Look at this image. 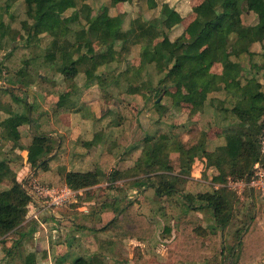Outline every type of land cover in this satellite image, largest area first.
<instances>
[{
	"label": "trees",
	"instance_id": "16d2710c",
	"mask_svg": "<svg viewBox=\"0 0 264 264\" xmlns=\"http://www.w3.org/2000/svg\"><path fill=\"white\" fill-rule=\"evenodd\" d=\"M20 1L24 10L20 26L16 28L11 24L15 15L11 10ZM130 1L110 0V5ZM243 9L256 16L255 23L244 25L234 19L236 14H242ZM69 10L72 11L67 14ZM193 11L195 17L182 33L170 39L168 31L182 21V16L166 2L162 4L158 16L147 20L137 17L131 21L127 29H123V20L120 16H111L106 6H102L101 11L93 14L86 0H0V49L9 46L8 55L13 54L18 48L24 49L31 54L29 56L31 59H40L39 65H44V73L39 71L37 76L40 82L42 81L39 82L40 86L44 89L56 86L55 82L58 79H72L80 72L86 78L85 86L92 84L102 68L107 70L106 72L111 71L110 64L117 59L114 48L117 42L121 43V47L125 44V47L127 44L139 45V56L146 64L155 61L161 64L165 71L162 72L163 76L159 78L158 84L168 82L165 88L178 82L187 85L188 101L192 107H205L206 111L199 120L205 119L210 113L209 110H212L215 115L214 123L210 121L201 126L198 141L191 145H187L179 134L174 136L169 132L145 134L141 144L135 145L131 150L140 149V157L147 158V164L138 171L112 170L107 180L116 183L123 178L124 182L130 181L126 184L129 188L135 186L151 188L156 197L166 199L167 203L159 206L163 215L167 212L172 216L176 210L181 211L176 226L184 236L183 246L180 245L178 251L180 259L202 264H225L227 253L223 247V237L240 213L234 210L235 203L239 201L238 195L226 187L217 189L212 185L209 189L193 193L192 187L196 186L194 185L196 181L187 176L194 169L193 160L204 155L207 157L204 173L206 177L208 171L212 169L211 183H223L228 176L237 178L251 175L257 161L264 167V154L261 153L264 139V85L254 75L246 77L242 83V90H233L232 95L236 98L232 105H227V98L218 96V93L210 95L220 89L223 81L234 79L241 83L239 72L244 68L227 54V49L229 46L235 49L234 57L242 54L251 57L255 54L251 46L264 40V0H202L193 7ZM161 32L164 33L163 38L154 42ZM42 34H47L49 40L38 52L34 47H41ZM96 41L101 44L99 49L94 47ZM204 46H207L210 52L203 56L201 49ZM262 51L261 53H264V47ZM215 55H220L223 74L203 91L200 81L208 75L210 59ZM21 67L13 77H7V80L10 83L19 82L29 86L32 79L28 72L30 73L29 69L33 67L27 63H23ZM261 68L264 69V64ZM26 69L27 71H24ZM4 73L5 71L0 68V77ZM103 74L104 83L107 81V73ZM222 85L227 89L225 84ZM0 92L9 94L14 101L18 102L20 99L10 88L0 86ZM71 94V92L60 94L56 103L51 106L52 112L73 110L77 102L70 98ZM223 103L225 105H222ZM154 106L156 110L161 108L164 112L167 109L157 100ZM32 108L31 104H24V110L19 113L12 111L5 101H0V111L7 112L5 116L0 117V138L2 143H8L10 140L13 142L12 148L18 147L20 146L18 128L23 124L29 125L32 139L26 147L27 162L32 169H47L49 158L56 146L51 137L39 131L38 122L30 119L29 110ZM214 125H223L224 144L208 151L207 134ZM182 127L184 125H181ZM171 151L178 152L180 158V166L176 173L169 164ZM4 179L10 180L11 185L0 188V239L9 233H16L19 239L14 241L15 247L24 235L20 227L26 220L30 207L35 204L17 180L8 162L0 160V182ZM63 180L64 184L73 189L87 188L101 181V173L96 170H70L63 174ZM109 200L111 199L100 203L99 207H90L88 212L79 211L72 215L70 213L69 216L74 217L72 221L77 229H94L100 224L102 232H110L115 228L118 241L135 239L149 246L157 236L158 222L139 211L134 201L130 199L113 198L108 202ZM202 202L206 205L203 206ZM204 209L211 211L213 224L206 225L201 230L199 227L194 229L195 225L200 223L197 216L199 210ZM105 210L112 211L114 217L102 224L100 218H96L95 215ZM193 210L197 215L191 213ZM78 215L79 219L76 218ZM242 216L244 220L235 231L236 246L232 247L233 252L237 254L234 264H254L264 256V211L261 209L253 211L250 202ZM37 220L34 218L26 222L25 227L35 228ZM217 220L219 222H216ZM193 230H200L199 235L207 240L196 239ZM164 232L171 233V229L164 227ZM69 239L68 234L62 239L59 237L57 243ZM177 240L179 242L180 238ZM101 242L109 246L103 251H114L115 245H112L114 243L110 237L108 241ZM185 244L189 246L188 249L184 248ZM138 249L140 250L136 248L137 251ZM30 262L26 261L25 264H31ZM100 262L98 260L97 264ZM72 264L94 263L92 260L77 257Z\"/></svg>",
	"mask_w": 264,
	"mask_h": 264
},
{
	"label": "rangeland",
	"instance_id": "374dc122",
	"mask_svg": "<svg viewBox=\"0 0 264 264\" xmlns=\"http://www.w3.org/2000/svg\"><path fill=\"white\" fill-rule=\"evenodd\" d=\"M201 1L202 0H131L130 2L117 3L116 5L111 6L110 0H86V2L90 5L93 14L101 11L102 6H106L108 13L111 16H120L123 20V29H127L130 26L131 21L137 17H140L142 20H147L158 16L162 4L166 2L169 4V6L176 9L182 16V21L178 25L174 26L170 31H168L167 35L170 39H174L176 36L182 33L189 21L195 17L193 7L199 4ZM23 10L24 9L22 8L21 1L11 10L16 15H14V20L11 22L13 27L18 28L20 26V18L23 16ZM71 11L72 10L67 11V14H70ZM234 19L241 21L244 25H250L256 22V16L253 13L247 12L245 9H243L241 15L236 14ZM163 34L164 33L161 32L160 36L154 39V42L161 40L163 38ZM40 37L41 47L35 48L33 46L34 50L38 52L39 49L46 46V43L49 40V36L47 34H42ZM125 45L121 47L120 42H117L114 45L117 59L110 64V68H112L111 71L106 72L107 70L102 68L101 72L97 74L96 79L92 84L89 85V87L84 86L86 83V78L82 72L72 79H67L68 85L73 82L80 84L81 86L83 85L85 88H82V90L85 93L89 91L91 92V97L89 98L90 100L92 95H94L97 100L98 98H101V100L102 98L105 99L102 104V113L108 114L113 121L118 119V115H124L126 121L124 127L125 131L127 130V133L124 139L125 141L122 150L126 147L132 146L135 143V145L141 144L145 132L156 135L167 132L173 136L174 134H179V136L181 135V139H184L187 145L197 142L200 133V127H203L205 123L210 121L214 123L213 118L215 115L213 114L212 110H209L211 114L209 113L206 115V121L205 119L199 120L198 116L200 114V108L192 107L188 101L189 87L179 82L171 84L167 88H165V85L168 84V82H166V84H158L159 78L163 76L162 72L165 71L161 64L158 61L146 64L139 56V45L132 44L129 46V44H127V47H125ZM100 46L101 44L99 41L94 42V47L96 49H99ZM262 47H264V40H261L260 43H254L251 46V50L255 52L253 56L250 57L247 54H242L238 57H234L235 49L232 46H229L227 49V54H229L233 60L238 61L244 68V70L239 72V81H241V83L235 81L234 79H229L227 82L223 81L221 83L220 89L211 93L210 95L212 96L215 95V93H218V96L227 98V105H232L234 104L236 97L232 95L233 90L228 89L229 87L235 88L237 91L242 90V83L245 82V78L253 75L256 76V79L264 85V69L261 68L264 64V53H261L263 52ZM201 51L203 56L209 54L210 52L207 46H204ZM9 52V46L0 49V68L5 71L3 77L6 81V84H4L2 83L3 79L0 78V86L14 90V92L18 94V97L24 101V104H30V102L33 101V94L31 92L34 91L38 94L43 92L44 88L40 86V78L38 79L37 75L39 71L44 73V65H39L40 59H31L29 57L31 54L28 52V50L25 52L24 49L22 50L18 48L11 55H8ZM23 63H27L33 67V69L28 68L30 71L28 74L30 79H32V83H29V86L22 85L19 82L10 83L7 80V77H13L15 72L22 68L21 66ZM209 63L211 64L209 73L200 81L201 89L206 88L209 84H211L223 74V66L220 55L211 57ZM253 65L257 67H254ZM24 71H27V69ZM46 72L47 71H45V73ZM103 73H107V81L104 83L103 77L105 75ZM23 75H25V73ZM60 81L64 83L63 85L66 84L64 79H58L55 82V85L57 86L58 82ZM40 83H42V81ZM222 84H225L227 89H224ZM13 85L14 87H11ZM0 93L1 102L5 101L6 99H11L9 94L3 92ZM157 98H160L158 102L161 103L163 107L167 108L165 112L161 110V108L160 110H156L154 103L156 102ZM175 105H179V107L177 108ZM222 105H225V103ZM25 108H27V106H25ZM184 110L187 111L188 115L182 113ZM149 121L152 124L155 123L152 129H148L149 126L147 129L145 127ZM198 122H200V124H198ZM181 125H184V127L181 128ZM139 153L140 149H137L135 152H131L130 154L134 156L135 154L139 155ZM169 156L173 171L177 172L180 166L178 152L171 151ZM134 161L135 160H132L128 165H134ZM147 161L148 160L145 158L141 159L140 162H138L139 166L137 165L134 167V171H138L140 167H142ZM122 179L117 180V183H114L113 185H105V189L104 187H100L97 188L96 192H91L92 190H89L86 194L78 195L76 197V201L71 202L67 205V207L64 208L63 211H60V214L64 216L68 223L62 224L61 221H54L50 219L46 224V227H48V235L46 237V234H43L42 241L46 242V239H50V241L56 242L59 239V237L57 239L53 238L55 236V232H53L54 228H56L59 233H61L63 230V236H68V227L70 226V223H72V221L68 218L70 213L72 215L79 211H84L82 210L83 207H99L100 203L107 202V199H111L108 201L111 202L114 194H116V192L123 193L127 188L126 184L130 183V181H125L126 184L123 185L124 181H122ZM119 181L121 182L119 183ZM192 188L193 193H196V190L199 191L198 187L193 186ZM149 193L150 192L145 194V197L141 199L142 203L137 202L136 205L137 208H139V211L148 214V216L151 218L153 217L154 220L158 222L159 230L157 236L154 239V244L152 243L149 246L137 244V247L135 248L133 244H129L130 250L127 251V253L126 251L121 253V259H117L118 262L120 261V264H202L200 262L184 261L180 259L178 251L179 246H183L182 239L184 236L182 232H179L176 226L181 211L179 209L176 210L172 216H170L167 212L163 215L159 206L166 204V199L162 198L154 201L153 197ZM128 199L131 198L128 197ZM237 199L239 201L237 200L238 202L235 203L234 210L236 212L240 211V213H238L236 219H234V222H232L229 228L225 231V235L223 237V247L227 253V260L225 264H234L237 255L235 254L236 252H233L232 248L234 245L236 246L235 231L238 225L241 224V221L244 220L242 212L246 211L248 208V203H250L248 198L241 199L237 197ZM252 199L251 204L253 211L259 209L264 211V203L261 200L257 201L253 194ZM91 201H94V204H91ZM74 206L77 207V210H75ZM191 213L197 215L196 211L194 210L191 211ZM199 213L201 214V212ZM76 218L79 219L80 215L76 216ZM37 221H40L41 223L43 222L42 220ZM53 222H55L56 225H54ZM212 224L213 220L209 217V220H206L205 222L201 220L199 224L195 225L194 229L199 227L198 229L201 230L202 227ZM164 227H169L170 229L175 228L176 230L167 234L164 232ZM60 228L62 230H59ZM200 230H193L192 233L194 237L199 240H207L205 237L199 235L198 232H200ZM115 233H117L115 228H113L110 232H103L104 235L102 236V241H108L109 237L107 235H109L113 240V243H116L119 239L117 236H115ZM63 236L60 235L61 238ZM178 237L180 238L179 242L177 240ZM31 244H33V242H31ZM184 246H186L184 248L187 249L189 247L187 244ZM136 248H140V250L138 249L137 251ZM109 254L110 251L106 250L104 255L109 257ZM28 255L29 254L26 253L25 257H29ZM106 257L105 262H107V264H113L108 259L106 260ZM47 264H56V262ZM114 264H117V262H114ZM254 264H264V256L259 258Z\"/></svg>",
	"mask_w": 264,
	"mask_h": 264
},
{
	"label": "crops",
	"instance_id": "0c3cea01",
	"mask_svg": "<svg viewBox=\"0 0 264 264\" xmlns=\"http://www.w3.org/2000/svg\"><path fill=\"white\" fill-rule=\"evenodd\" d=\"M65 82L66 84L63 85L64 83L60 81L57 86L45 88L43 89V92H40L39 94L34 91L31 92L33 94V101L30 102V104L33 108L32 110H29V117L33 122H38L37 124L40 125L39 131L51 137L56 146L54 152L49 158L47 169H32L27 162L26 147L32 139L30 126L27 124H23L18 128L20 131V146L12 148V141L8 140V143L4 144L1 142L0 138V160L8 162L10 168L15 172L19 183H23L26 178L33 176L46 184H64L63 174L67 171L96 170L101 173V181L95 186L79 189L81 190L79 195L86 194L89 190H92L91 192H96L97 188L104 187L105 185H113L115 183L107 180V177L112 170L118 172H124L127 169L135 170L134 167H136L138 162L144 158L140 157V153L139 155L135 154V157L130 154L137 150H131L136 143L122 150L127 133V130L125 131L124 127V124H126L124 115H118V119L113 121L108 114L102 113V104L105 99L102 98L101 100V98H98L97 100V98L92 95L90 100L91 92L89 91L85 93L82 90V88L89 87V85L85 86L84 84V87L75 82L70 85H68L67 80H65ZM207 88L208 86L204 89L202 88V90L205 91ZM229 89L235 90V88L232 87H229ZM66 92L72 93L70 98L77 102L76 107L73 110H58L52 112L51 106L56 103L60 94ZM5 102L9 105V108L12 111L21 113L24 110V101L21 99H19L18 102L13 99H6ZM198 108H200V114L198 116V119H200L206 110L204 106ZM1 113H3V115H0V117H3L7 112L0 111V114ZM182 113L188 115L186 110L182 111ZM153 125H155V123L152 124L149 121L145 127L147 129L149 126L148 129H152ZM222 126H213L208 131V151H212L217 146L224 144ZM147 133L148 132H145V134ZM132 160H135L133 163L134 165H128ZM193 161L192 165L194 166V169L189 173L187 178L196 181V184H194L196 186L194 187H198L199 191L202 189H209L210 185L215 188V183H211L210 180L212 177V169L208 171V174L205 177L204 170L207 163V157L204 155ZM147 162L144 165H146ZM169 164L172 165L170 163V156ZM124 180L125 179H122V181ZM120 182L121 181H119V183ZM124 184H126V182H124L123 185ZM10 185L11 181L8 179H4L0 182V188L9 187ZM145 190L147 193L150 192L149 194L153 197L154 201L159 200V197L154 195V191L151 188H137L136 186L131 188L127 187L123 193L116 192L113 198L125 200V198L128 199L129 197L136 205L137 202L142 203L141 199L147 194ZM252 194L253 193L251 192L245 193L239 198H248L250 202H252ZM254 197L257 201H262L260 197L256 195H254ZM262 202L264 203V201ZM91 204H94V201H91ZM202 205L204 206L206 203L202 202ZM65 207L67 206L62 208ZM34 208L36 209L37 206L34 205L33 207H30L29 214L20 227V230L24 233L20 243H17L14 247V241L19 239V236L16 233H9L0 239V264H25L31 257V264H47L51 262H56V264H72V261L77 257L92 260L94 264H97L98 260L101 261L98 264H107V262H105L106 256L104 255L105 251H103V249L107 248L108 245H104L106 243L103 244V242H101L104 234L100 230V224H97L94 229H77L74 225V221H72L74 220V217L68 216L72 221L67 232L70 237L69 241H59V243H57V241L54 242L50 241V239H46V242H43V234H46V237L48 235V227H46V224L50 219L61 221L62 224H66L68 221L60 214V209H58L55 211V215L40 214L38 220H42L43 222H36L35 228L31 229L28 228V226L25 227V223L30 222L33 219L32 213L35 210ZM89 208L90 207H83L82 210H84L83 212H88ZM201 211L202 210H199V212ZM197 216L200 221L202 220L205 222L206 220H209V217L213 220L212 213L209 209H204V211ZM95 217L100 218L102 224H104L114 217V213L105 210L100 214H96ZM216 222L219 221L217 220ZM53 223L56 225L55 222ZM56 230V228L53 229V232H55L53 238L57 239L60 235L63 236L64 233L61 228L59 229L62 230L61 233H59L58 230L56 232ZM175 230V228H172L171 233ZM25 233L27 234L25 235ZM107 236L110 237L109 235ZM31 242H33V244H31ZM153 242L154 240L152 243ZM129 244H133L134 248L137 247V244H142V246H144L143 243L135 239L117 241L113 244L115 245L114 251L110 252L109 257L107 256L106 260L108 259L113 264L114 262L120 264L121 262H118V260L121 259L120 255L121 253H124V251L127 253V251L130 250ZM26 253L29 254V257H25Z\"/></svg>",
	"mask_w": 264,
	"mask_h": 264
},
{
	"label": "built area",
	"instance_id": "2783aa9c",
	"mask_svg": "<svg viewBox=\"0 0 264 264\" xmlns=\"http://www.w3.org/2000/svg\"><path fill=\"white\" fill-rule=\"evenodd\" d=\"M0 78L3 79L2 83L6 84L4 77ZM261 153L264 154V139ZM21 186L26 189L27 194L37 206L32 213L35 219H39L40 214L55 215L56 210L76 201V197L81 193V190L73 189L67 184H46L33 176L26 178ZM214 187H226L238 197L251 192L264 201V167L257 161L254 163L251 175L237 178L228 176L225 182L215 183Z\"/></svg>",
	"mask_w": 264,
	"mask_h": 264
},
{
	"label": "water",
	"instance_id": "95a60500",
	"mask_svg": "<svg viewBox=\"0 0 264 264\" xmlns=\"http://www.w3.org/2000/svg\"><path fill=\"white\" fill-rule=\"evenodd\" d=\"M160 100V98H157V101H159Z\"/></svg>",
	"mask_w": 264,
	"mask_h": 264
}]
</instances>
